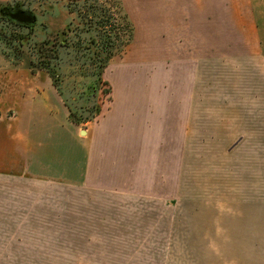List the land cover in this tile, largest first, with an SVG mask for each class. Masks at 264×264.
I'll list each match as a JSON object with an SVG mask.
<instances>
[{
    "label": "crops",
    "instance_id": "1",
    "mask_svg": "<svg viewBox=\"0 0 264 264\" xmlns=\"http://www.w3.org/2000/svg\"><path fill=\"white\" fill-rule=\"evenodd\" d=\"M160 50L136 52L105 71L111 101L85 127L69 121L46 73L0 69V237L19 243L20 236L63 235L51 233L54 203L74 205L77 236L117 235L106 214L114 204L177 203L178 189L188 195L199 180L195 163L208 169L211 155L229 156L217 160L214 233L206 227L204 197L186 196L201 204V231L185 228L178 251L200 253L195 260L187 256L185 264H211L207 254L226 251L228 221L234 252L228 264H264V178L257 179L259 167L264 175V54L194 57ZM243 68L249 69V84L240 82ZM212 91L221 93L219 98L211 99ZM210 172H201V186L206 180L210 185ZM243 175L250 180L245 211L239 196ZM51 188L78 194L51 196ZM84 220L96 222L93 231H84ZM211 235L225 238L215 244ZM88 241L97 251L114 250ZM19 252L24 250L0 249V264H33V255ZM174 260L171 264H178ZM215 261L226 264L224 256Z\"/></svg>",
    "mask_w": 264,
    "mask_h": 264
},
{
    "label": "rangeland",
    "instance_id": "2",
    "mask_svg": "<svg viewBox=\"0 0 264 264\" xmlns=\"http://www.w3.org/2000/svg\"><path fill=\"white\" fill-rule=\"evenodd\" d=\"M68 1L0 0V9L8 7L34 13L38 17L39 24L36 29L39 35L45 34L47 38L49 37L51 41L55 42L60 39L58 33L65 29L69 21V14L65 7ZM120 1L123 5L124 14L128 16L133 25V40L123 49L121 55L110 61L105 71L111 65L113 67L116 62L123 61L139 51L152 55L153 52L159 53L161 49L160 51L166 55L188 53L194 57L244 56L257 50H261L264 54V0ZM178 9H182L181 13L177 11ZM124 14L115 15L121 18ZM177 14H182L181 20H177ZM162 27L165 28V31L162 30L161 33ZM25 35L29 36V33H25ZM2 47L4 45H0V50ZM12 67L11 62L0 55V69ZM66 71L69 79L65 81V85L71 90L73 82H69V80L74 79L73 73H70L68 69ZM85 71L83 77L82 71L81 73L77 72L79 74L77 80H80L86 87L92 82L95 70L86 69ZM240 82L242 84L250 83L248 68L241 70ZM219 95L221 93L218 91H212L211 99H217ZM111 98V94L104 97L102 112L109 105ZM86 125L81 126L85 127ZM228 157L211 155L209 157L210 168L208 169L207 167L204 169L195 163V169L199 171V180L197 181L195 178L197 184L193 187L194 189H189L188 195L185 188L178 189V197L175 198L177 203L169 204L168 200L161 199L160 203L114 204L113 212L106 214L108 227H112V232H119L117 235L77 236L79 220L77 221V211L73 210L74 205L54 203L50 204L51 220L49 225L51 233H53L52 230H60L63 235L17 237L22 241L19 242L21 244L15 242L14 237L11 238V241H9L10 237H0V249L17 247L19 250H24V252L19 253L23 256L33 255V264H171L172 256L178 264H185L186 260H189L187 257L189 255L191 256L190 259L195 260L200 253L194 252L187 255L181 250L178 251L180 245L185 244L186 237L182 235L185 228L189 227L201 231V221L198 217L200 215L197 208L201 204L190 202L195 201L198 196L200 198L197 201H201L202 196L204 197V201L207 202L204 205L208 217L206 227L209 226L210 229L208 230L213 234L215 223L213 219L217 215V211L214 209L219 205L216 199L218 188L213 182H217L216 172L219 169L217 160L218 158L228 159ZM208 170L211 171H209L211 174L210 185L206 186V180L201 186V172L204 171V174L207 175ZM260 171L261 168L259 167L257 179L264 178ZM249 181V178L243 175L241 195H239L241 196L242 211L249 209V200L246 197L249 192L245 190L250 184ZM52 189H50L51 196H75L78 194L77 190L73 189H66L63 193L54 189L52 191ZM186 196L190 198V202ZM258 196L260 195L258 194ZM262 200L264 201V198ZM108 208L110 207L108 206ZM260 214L259 207V216ZM54 218H59V220ZM84 224L86 228L84 231H93L96 222L84 220ZM127 233L131 234L128 235ZM226 235L225 253L215 251V253L207 254L209 262L217 263L215 259L218 256L221 259L224 256L226 264L233 262L232 224L228 221ZM217 236H210V239L214 238L215 244H218L217 240L221 241L225 238L222 235L218 236L219 238ZM81 239L83 242L80 243L79 240ZM88 240H98L99 247H104L102 244L107 243L108 246L106 247L114 248V250L97 251L89 246ZM176 245H178L177 254L175 253ZM21 263L29 264L30 262Z\"/></svg>",
    "mask_w": 264,
    "mask_h": 264
},
{
    "label": "trees",
    "instance_id": "3",
    "mask_svg": "<svg viewBox=\"0 0 264 264\" xmlns=\"http://www.w3.org/2000/svg\"><path fill=\"white\" fill-rule=\"evenodd\" d=\"M65 7L69 21L55 42L39 35L34 13L0 9V45H4L0 55L15 68L46 73L68 109L69 121L81 126L102 113L104 97L112 93L104 71L132 42L134 28L120 0H69ZM113 13L124 15L119 18ZM67 69L74 77L69 80L73 82L71 90L65 85ZM86 69L95 73L85 87L77 80V72L82 71L83 77Z\"/></svg>",
    "mask_w": 264,
    "mask_h": 264
}]
</instances>
